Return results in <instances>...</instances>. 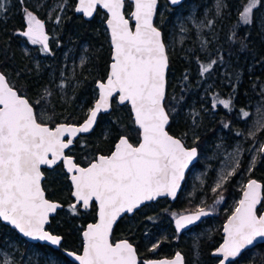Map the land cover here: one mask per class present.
Returning <instances> with one entry per match:
<instances>
[{
  "label": "snow or ice",
  "instance_id": "snow-or-ice-1",
  "mask_svg": "<svg viewBox=\"0 0 264 264\" xmlns=\"http://www.w3.org/2000/svg\"><path fill=\"white\" fill-rule=\"evenodd\" d=\"M18 2L23 4L24 0ZM133 2L135 8L130 16L135 21L134 30L121 11L125 0H79L80 6L76 7L77 12L89 17L97 6L107 10L110 14L107 25L114 49L110 72L106 81H97L99 97L82 124H56L50 127L42 120L38 121L33 105L27 98L18 95L9 86L5 75L0 73V221L12 225L24 237L59 246L62 237L46 231L44 225L48 222L49 214L55 213L63 205L46 198L41 186V166L53 168L62 161L66 171L72 174L71 195L75 202L69 205L70 214L78 215V206L87 210L90 202L98 204V222L89 224L83 232V254L67 253L79 264H138L136 250L127 240L115 244L110 242L113 224L122 213H132L145 201L165 195L175 198L185 169L197 156L195 147L186 149L181 139L174 138L166 131L169 124V113L164 106L168 55L162 33L153 25L157 0ZM179 2L171 0L172 4ZM259 4L260 0H247L239 13L242 24H253V10ZM226 6L224 0H216L217 14ZM7 11L5 0H0V15ZM23 11L26 30L19 34L27 37L32 44H41L42 52H48L44 24L29 9L24 8ZM59 19L56 18L57 23ZM241 46H246L243 41ZM84 62L82 59L81 64ZM216 63V60H211L201 64V76L209 73ZM60 87L63 88V85ZM45 94L51 95V92L45 89ZM116 95L120 104L130 102L141 140L134 146L127 136L121 135L110 155H98L87 167H81L65 154V149L70 148L78 134L93 129L97 114L101 110L107 111L110 98ZM35 103L40 104V100ZM218 105L231 111L232 100L213 97V109ZM241 114L244 118L250 116L243 109ZM224 127L229 125L224 124ZM253 129L249 131V136L255 137L258 131L264 130V113ZM241 134L240 131L236 132L237 136ZM257 151L264 153V143ZM255 163L254 157L249 170ZM236 168L228 174L229 177ZM226 179L221 176L220 181ZM221 182L216 184L213 192L222 186ZM262 188L264 186L254 179L245 186L243 198L224 226V242L213 253L222 257L219 264H225L229 258L234 260L257 238H264V214H257V205L264 199ZM207 215L209 212L204 208L192 215H180L175 220L176 231L180 232ZM157 247L153 245L150 250ZM0 264H14V261L5 254L0 256ZM143 264H183V257L177 252L172 260H145Z\"/></svg>",
  "mask_w": 264,
  "mask_h": 264
},
{
  "label": "trees",
  "instance_id": "trees-1",
  "mask_svg": "<svg viewBox=\"0 0 264 264\" xmlns=\"http://www.w3.org/2000/svg\"><path fill=\"white\" fill-rule=\"evenodd\" d=\"M164 1L166 0H158L154 22L161 29L168 55L164 100L165 109L170 117L167 130L178 136L185 145L196 146L199 154L205 141L212 138L217 129L225 131L228 139L231 135H236V132L240 130L241 118L237 116H242L241 109L245 110L246 103L255 100L262 93L261 88L264 84V0H260V4L253 10V24L251 26L242 24L239 15L233 10L235 5L238 4L241 7L247 0H227V6L222 9L220 16L212 15L209 20L211 25L209 26L208 23L203 29L202 35L208 50L206 53H198L193 42L186 41L182 47L176 50L169 49L165 24L172 20L176 10L184 6L189 0H183L175 6H171L166 2L162 23H158L159 5ZM74 2L75 0H69V3H67V15L63 20L60 34L68 38L70 34L73 35L75 32L74 37L88 43L92 62L89 64V71L83 69L85 75L76 90L78 96L86 97V104L92 105L96 97V95H93L95 81L106 76L110 61L108 35L102 24L105 13L97 8L92 18L84 19L80 14L74 12ZM195 2L200 4L201 0H195ZM130 8L131 3L125 1L124 12L126 15H128ZM23 9L24 6L22 5L19 12L14 13V10H10L6 16H0V70L6 75L9 83L19 93L28 98L37 113L38 121L42 120L50 125L59 121H81L86 113L76 114L72 107H69L70 105L65 109L62 108L57 94L52 91L54 85H49L43 75L32 69L24 58L20 48V40L26 39V37L19 34L26 29ZM100 14L101 19H99ZM241 41L246 45L245 47L241 46ZM98 45H100V48L97 49ZM33 46L38 50L40 49L39 43L33 44ZM211 60H216L217 63L207 73L208 77H206V73L201 76L200 65L207 64ZM197 69H199L198 72ZM48 86L51 89L49 91L51 95L45 94V89ZM200 89H204L206 93L205 102L198 100ZM217 96L224 100L231 98V111L225 109L222 105H218L213 109L212 99ZM37 100H40L38 105L35 103ZM188 107L191 109L192 115L183 116L180 111H182V108ZM207 112H212L211 115L208 113V116L211 117L206 116ZM48 117H51V119H48ZM193 120H195V123H193ZM191 124L194 125V129ZM224 124H228L229 127L225 128ZM104 128L107 129V134H103L102 129ZM194 133L196 134L193 135ZM121 134L126 135L132 143H137L139 138L138 129L133 124L128 104H118L113 99L110 111L100 114L93 129L88 133L78 135L74 139V144L67 151L79 163H87L97 153L109 152L115 140ZM260 138L264 139V130L257 132L252 141ZM255 158V166L251 167L244 178L255 177L264 186V153L258 152ZM248 160L249 156L245 155L235 173L230 177L228 176L224 184L217 188L215 192L209 188L205 190L206 200L202 205L211 209L212 214L203 220L207 222L214 217L219 222L212 234L199 242L200 256L204 259L202 264H214L218 259V257L211 255V251L220 242L222 222L232 210L231 206L228 205L227 207L228 202L240 195L242 186H236L235 180L238 173L245 170ZM197 162L194 164H197ZM56 168L58 169L57 173L52 172ZM42 170L45 174L50 172L49 175L46 174L43 180L46 194L64 202L63 207L50 217L47 224V228L60 234L62 240L58 248L39 242L31 243L44 251L53 252L56 256L68 260L62 250L72 249L78 251L80 249V231L87 221L95 218V203L92 202L87 210L78 206V215L70 214V189H66L64 192L62 187V178L59 175H65V172L61 164L59 163L51 169L42 167ZM64 181L68 183L65 176ZM221 196L223 199H221ZM262 197H264V188H262ZM149 204L156 205L155 207L159 208L152 209ZM263 204L264 199L257 206V212L261 210ZM182 207L193 209L197 208V204L195 200L181 196V190L172 201L167 197H160L155 201L145 203L131 215L124 214L117 220L111 238L125 237L129 239L135 245L139 257L138 264H143L145 258L163 255L161 251L166 242L161 240L155 250H150L152 247L147 248L142 238L146 227L144 221L152 223L153 218L160 219L165 209L170 211V214H176L174 211H178ZM65 208H67V212H65ZM141 209H145V211L140 213ZM150 210L152 212H148ZM5 228L9 229L13 235H18L14 229L0 221V232H3ZM181 234L176 235L175 248L183 253L185 264H189L191 261V248L181 241ZM24 242L25 244L30 243L25 239ZM169 254V252L165 253V255ZM227 264H264V241L246 248L237 258Z\"/></svg>",
  "mask_w": 264,
  "mask_h": 264
},
{
  "label": "rangeland",
  "instance_id": "rangeland-1",
  "mask_svg": "<svg viewBox=\"0 0 264 264\" xmlns=\"http://www.w3.org/2000/svg\"><path fill=\"white\" fill-rule=\"evenodd\" d=\"M188 1V0H187ZM227 0H224L226 4ZM8 12L14 10V13L21 10L22 5L24 8L29 9L33 14L44 24V33L48 37V52L42 53L40 49H36L33 44L27 39L20 40V48L24 58L31 65L38 74L43 75L49 85H54L55 92L59 99V104H62V108H66L68 105L72 107L76 114L82 115L86 113L91 105L86 104V97L78 96L77 87L82 81L85 73L83 69L89 71L90 63L92 62L91 50H89L88 43L84 40H78L77 37L69 35L68 38L63 37L60 34L63 20L67 15V3L69 0H24L23 4H20L18 0H5ZM244 5L239 7L235 5L234 12L239 15L243 11ZM166 1L162 2L158 11V23H162V16L165 12ZM217 14L216 0H201L200 4H197L195 0H189L184 6L179 7L172 20L165 24L167 28V45L170 50H176L182 47L186 42H193L196 46L198 53H206V43L203 38V29L209 23L212 15L220 16ZM0 15V16H6ZM59 17V23L56 22V18ZM101 19V14L99 15ZM105 20V18H104ZM104 20L102 24L104 25ZM203 26H200V25ZM200 26V27H198ZM105 27V25H104ZM26 30V29H25ZM106 30V28H105ZM202 44L204 47L202 48ZM100 45L97 46V49ZM85 62L81 64V60ZM88 65V66H87ZM199 69H197V72ZM207 75V73H206ZM208 77V75L206 76ZM63 85V88L60 87ZM93 95H96L97 91L93 86ZM47 90L51 89L49 86ZM261 95L255 100L246 103L245 111L250 113V116L244 118L237 116L240 119V132L241 135L235 134L227 138L225 131L217 129L212 138H208L203 146L202 151L199 153L197 164H194L189 168L186 180L183 182L181 188V196H186L196 201L197 208L187 209L179 208L178 211H174L175 216L181 212L194 210L199 208H207L202 204L206 200L205 190L209 188L213 190L216 184L220 181L221 176L228 178V174L236 168L237 160L239 164L242 158L247 155L249 160L247 162L244 171H240L235 180L236 186H244L247 179L244 175L250 171L251 162L258 153V149L264 139H257L252 141V136H249V131L254 130L253 125L261 118V114L264 113V84L261 88ZM199 101H206V93L203 90H199ZM64 104V105H63ZM194 106V104H193ZM183 116L192 115L191 109L182 108L180 111ZM212 114L207 112L206 116ZM106 124V123H104ZM194 129V125L191 124ZM103 134H107V129H102ZM196 131V130H195ZM259 132V131H258ZM194 133L193 135H195ZM50 171V170H49ZM58 169H53L52 172L57 173ZM50 172L46 173L49 175ZM62 178V187L64 192L66 189H70L69 182L64 181L65 175H59ZM226 180L221 183L224 184ZM69 187V188H68ZM239 197L231 199L227 207H235ZM149 206L155 209L156 205ZM159 208V207H158ZM156 208V209H158ZM145 209H141L140 213H143ZM67 212V208H65ZM147 212V211H146ZM152 212V210L148 211ZM170 214V211H164V214L160 219H152L150 221H144L146 227L144 228L143 242L147 248H151L153 245H157L161 240L166 241L163 246V255L169 252L171 255L175 250V239L178 233L175 232L172 226V220L175 217ZM219 220L211 218L205 222L203 219L199 221L198 226L193 225L181 232V241L186 243L191 248V261L189 264H202L204 259L200 256L199 242L203 238L209 237L213 230L218 226ZM51 230V229H49ZM53 232V231H52ZM81 237V236H80ZM24 239L20 235H13L9 229H3L0 232V256L7 255L14 261V264H75L71 260H65L56 256L53 252L44 251L40 247L33 243L25 244ZM160 252V251H159ZM168 256V255H167Z\"/></svg>",
  "mask_w": 264,
  "mask_h": 264
},
{
  "label": "water",
  "instance_id": "water-1",
  "mask_svg": "<svg viewBox=\"0 0 264 264\" xmlns=\"http://www.w3.org/2000/svg\"><path fill=\"white\" fill-rule=\"evenodd\" d=\"M125 1H129V2L131 3L130 11H129L128 15L125 14V12H124V7H123V9H122L121 11H122L123 15L125 16V18L129 20V26H130V28H132V29L134 30L135 21H134V19H132L131 16H130V13H131L132 11H134V8H135V6H134V2H133V0H125ZM182 1H183V0H180V2H182ZM166 2H167L169 5H171V6H175V5H178V4L180 3V2H179V3H177V4H172V3H171V0H166ZM124 4H125V3H124ZM78 6H80V4H79V0H75V2H74V6H73L74 12H75L76 14H80L84 19H90V18H92L97 8H99L100 10H102V11L105 13L104 25H105V28H106V32H107L108 40H109V45H110V61H109V63H108L107 73H106V76H105L103 79H98V80L95 81L94 86H95V88H96L97 93H96V97H95V99H94L92 105L90 106V108H92V107L94 106L96 100H97L98 97H99V89L96 87L97 81H106L107 76H108V74H109V72H110V65H111L112 62H113L112 57H113V51H114V49H113V46H112V43H111V31H110V29L108 28V25H107V19L109 18L110 14L107 12L106 9H103V8L97 6V8L93 11L92 16L89 17V16H85V15L83 14V12H77V11H76V7H78ZM157 8H158V0H157V5H156V10H155L154 15H153V25H154L155 27H157V29L161 32V29H160V28L155 24V22H154V18H155V15H156ZM161 33H162V32H161ZM162 40H163V38H162ZM163 42H164V41H163ZM0 73H3V72L0 70ZM166 73H167V70H166ZM3 74H4V73H3ZM4 75H5V74H4ZM5 77H6V75H5ZM6 79H7V77H6ZM7 82H8V84H9V86L13 87V90L17 91V94H18V95L27 98L24 94L19 93L18 90H17L14 86H12V85L9 83L8 79H7ZM165 93H166V92H165ZM27 99H28V98H27ZM113 99H114L118 104H120V103L118 102V95L114 96L113 98H110V101H109V109H108L107 111L101 110V112H99V113L97 114V119H98V116H99L100 114H102V113H107V112L110 111V109H111V105H112V100H113ZM29 103H30V101H29ZM125 103H127L128 106H129V108H130L131 117H132L133 124H134V114H133L132 109H131V104H130V102H127V101H126ZM30 104H31V103H30ZM90 108H89V109H90ZM89 109H88V111H87L85 117H84L81 121H79V122H66V121H59V122L54 123L53 125H50L49 123H47V124H48L50 127H54L56 124H72V125H76V126H78V125L82 124V123L84 122V120L87 118V115H88V113H89ZM165 110H166V109H165ZM97 119H96V121H97ZM169 121H170V117H169ZM45 123H46V122H45ZM95 123H96V122H95ZM94 125H95V124H94ZM94 125H93V127H94ZM134 126L137 127L135 124H134ZM137 129H138V137H139L137 143H136V144H133V143L129 140V142L132 143L134 146H137V145L139 144L140 140H141V137H140V135H139L140 129H139L138 127H137ZM166 131H168V130H167V126H166ZM168 133H169V135L173 136L174 138L180 139L178 136L173 135V134L170 133L169 131H168ZM80 134H85V133H80ZM80 134H78V135H80ZM78 135H77V136H78ZM121 135H124V134H121ZM121 135H119V137H120ZM77 136H76V137H77ZM124 136H126V135H124ZM76 137H75V138H76ZM119 137H118V138H119ZM75 138H74V139H75ZM118 138L115 140L112 149H111L108 153H97V154L95 155V157H97L98 155H105V156L110 155L111 152L114 150V146H115V144L118 142ZM65 139H67V137H65ZM181 141H182V140H181ZM182 143H183V141H182ZM263 143H264V142H263ZM73 144H74V142H73ZM73 144H72V145H73ZM72 145H71V146H72ZM183 145H184V147H185L186 149H191V148H193V147H195V148L197 149V147L194 146V145L187 146V145H185L184 143H183ZM71 146H70V147H71ZM66 151H67V149H65V154L68 155V156H71V157L73 158V161H74L75 163H77L78 165H80L81 167H87V166L89 165V163L95 158V157H94L93 159H91V160H90L88 163H86V164H80V163H78L77 161H75V158H74L73 155L67 153ZM49 158H51V157H49ZM197 158H198V149H197V156H196V158H195V159L189 164V166L185 169V172H184V178H185V175H186L187 171L189 170V168L192 167V165L196 162ZM58 163H61L62 168H63L64 172H65L66 175H67V179H68L69 184H70V196H71V198H72V201H71L70 204H72V203L75 202V198L72 197V195H71V192L73 191V187H72V182H71L70 176H71L72 174H70V173H68V172L66 171V168L64 167L62 161H60V162H58ZM42 167H48V166H46V165H42V166H41V171H42ZM48 168H49V167H48ZM42 173H43V171H42ZM43 178H44V173H43ZM43 178H42V180H41V186H42V188H43V185H42ZM251 179L256 180L259 184L262 185L261 181L258 180V179L255 178V177H249V178L247 179V181L245 182L243 188H242L241 191H240V195H239V198H238V201H237L235 207L230 211V213L226 216V218H225V219L223 220V222H222V225H221L222 238H221L220 242H219V243H218V244L212 249V251H211V255H213V253L215 252V250H216L221 244H223L224 239H225V236H226V233H225V231H224V226H225V224L228 222L229 217L233 214L234 209L238 206V202H239V200L243 198V191H244V189H245V186L247 185L248 181L251 180ZM183 181H184V179L181 181V185H180V188L177 190L176 197H177L178 193H179L180 190H181V187H182ZM43 189H44V188H43ZM44 191H45V189H44ZM45 195H46V191H45ZM160 197H167V198H168L169 200H171V201L174 200V199L176 198V197L173 198V197L166 196V195H165V196H160ZM160 197H157L156 199H158V198H160ZM46 198L49 199V200H52V201L59 202V203L62 205L61 201H59V200L51 199V198L47 197V195H46ZM156 199H154V200H152V201H155ZM93 202H94V201H93ZM148 202H151V201H145L143 204L148 203ZM94 203H95V207H96V209H95V218H94L93 220L87 221V222L84 224V226H83V228L81 229V231H80V236H81V247H80V249H79L78 251H76V250H72V249H63V250H62L63 254H64L69 260H71L72 262H74V263H76V264H79V261L76 260L73 256H68L67 253H68V252H73V253H76L77 255H82V254H83V244H84V240H83V232L87 230V226H88L89 224H95V223H97L98 220H99V216H98V204H97L96 202H94ZM90 204H91V202H90ZM143 204H142V205H143ZM142 205H141V206H142ZM258 205H259V204H258ZM258 205H257V206H258ZM141 206H140V207H141ZM79 207H80L81 209H83L82 206H79ZM59 209H60V208H59ZM137 209H138V208H137ZM199 209H200V208H199ZM199 209L188 210V211H184V212H181V213L177 214V215L173 218V220H172V226H173L175 232H176V233H181V232L185 231L186 229H188L189 227H191V226L197 224L199 221H201V220L204 219L205 217H207V216H209V215L212 214V210H211V209H209V208H204L205 211L209 212V215H207V216H201L199 220L194 221L192 224H189V225H187L185 228L181 229L180 232H177V231H176V224H175V220H176V218H178L180 215H184V216L192 215V214L196 213ZM57 210H58V209H57ZM57 210H56V211H57ZM135 210H136V209H135ZM135 210H134V211H135ZM134 211H133V212H134ZM133 212H132V213H133ZM55 213H56V212H55ZM55 213H50V214H49L48 222L44 225V228H45L46 231L50 232L51 234L61 236L60 234H58V233H56V232H52L51 230H49V229L47 228V224H48L49 221H50V217L53 216ZM132 213H122V214L117 218V220H118L122 215H124V214H126V215H131ZM257 214H258V215H260V214H264V204L262 205L261 210H260L259 212H257ZM117 220H116V222H117ZM1 222L4 223V224H6V225H8V226L11 227L12 229H14V230L16 231V233H18V235H20L22 238H24V239L27 240V241H30V242H39V243H41V244L49 245V246H51V247H53V248H58V247L60 246V245H59V246L52 245V244H50L49 242L38 241V240H32V239H30V238L24 237L23 234L19 233V231L16 230L12 225L7 224V222H4V221H1ZM116 222H115V223H116ZM115 223L113 224V227H114ZM112 230H113V228H112ZM111 235H112V231H111V234H110V242H111V243L115 244V243H117V242H119V241L127 240L130 244H132V246H133L134 249H135V245H134L133 243H131V242L129 241V239H127V238H125V237H121V238H117V239H112V238H111ZM263 241H264V238H257V240L254 241L253 245L247 246L246 248L252 247V246H254V245L258 244V243H261V242H263ZM246 248H245V249H246ZM245 249H243V250H245ZM135 250H136V249H135ZM243 250H242V251H243ZM242 251H241V252H242ZM177 252H179V253L182 255V257H183V264H185V261H184V255H183V253H182L179 249L175 250L171 255H168V256H167V255H161V256H157V257L145 258L143 261H145V260H163V259L172 260V259L175 258V254H176ZM136 254H137V251H136ZM213 256H215V255H213ZM216 257H217V256H216ZM221 258H222V257H218V259L216 260V262H215L214 264H219V259H221ZM137 260H138V263H139V257H138V254H137ZM232 260H233L232 258H229V261H226L225 264H227L228 262H230V261H232Z\"/></svg>",
  "mask_w": 264,
  "mask_h": 264
},
{
  "label": "flooded vegetation",
  "instance_id": "flooded-vegetation-1",
  "mask_svg": "<svg viewBox=\"0 0 264 264\" xmlns=\"http://www.w3.org/2000/svg\"><path fill=\"white\" fill-rule=\"evenodd\" d=\"M133 144H136V143H133ZM67 153H68V151H66ZM108 153V152H107ZM95 157V156H94ZM93 157V158H94ZM92 158V159H93ZM76 161V160H75ZM78 162V161H77ZM89 162V161H88ZM57 164H59V163H57ZM61 164V163H60ZM80 164H86V163H80ZM62 166V165H61ZM44 168H46V169H51V168H48V167H44ZM43 171V170H42ZM44 173V172H43ZM66 174V173H65ZM46 177V174L44 173V178ZM66 177H67V175H66ZM44 178H43V180H44ZM68 180V179H67ZM69 182V181H68ZM42 185H43V181H42ZM70 185V184H69ZM44 188V187H43ZM45 189V188H44ZM69 194H70V190H69ZM47 195V194H46ZM47 197H49V198H51V199H56V200H59V201H61L60 199H58V198H54V197H50L49 195H47ZM71 197V196H70ZM71 201H72V198H71ZM71 201L69 202V204L71 203ZM61 203H62V205H64V202H62L61 201ZM92 203V202H91Z\"/></svg>",
  "mask_w": 264,
  "mask_h": 264
}]
</instances>
